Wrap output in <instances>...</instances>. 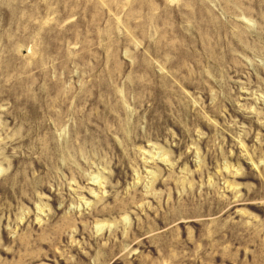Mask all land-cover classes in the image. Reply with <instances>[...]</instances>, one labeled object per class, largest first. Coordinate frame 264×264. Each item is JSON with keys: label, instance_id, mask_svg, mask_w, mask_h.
<instances>
[{"label": "rangeland", "instance_id": "rangeland-1", "mask_svg": "<svg viewBox=\"0 0 264 264\" xmlns=\"http://www.w3.org/2000/svg\"><path fill=\"white\" fill-rule=\"evenodd\" d=\"M0 264H264V0H0Z\"/></svg>", "mask_w": 264, "mask_h": 264}]
</instances>
